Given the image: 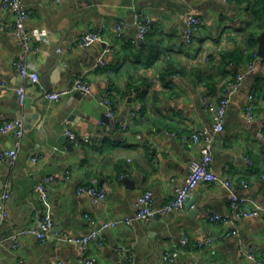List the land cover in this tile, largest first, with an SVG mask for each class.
<instances>
[{
    "label": "crops",
    "instance_id": "obj_1",
    "mask_svg": "<svg viewBox=\"0 0 264 264\" xmlns=\"http://www.w3.org/2000/svg\"><path fill=\"white\" fill-rule=\"evenodd\" d=\"M22 1L29 11L28 27L48 37L30 56L39 79L53 65L51 51L59 45L61 64L51 90L85 79L92 91L72 90L49 100L42 86L23 78L13 65L23 52L11 31L14 14L0 0V79L11 86L0 92V116L25 124L17 160L0 162V194H11L9 216L0 228V264H79L82 246L62 237L86 233L90 224L85 214L98 222L134 216L135 201L145 190L153 192L155 208L165 204L187 176L191 160L200 157L201 143L191 134L205 127L214 137L211 169L231 179L237 194L264 206V61L256 60L255 70L243 79L221 132L212 130L214 114L204 103L205 95L217 102L225 81L246 69L248 60L233 62L225 75L219 53L242 42L256 0ZM135 12L149 15L151 24L147 38L134 44ZM190 14L200 16L203 24L193 42L186 43ZM120 21L126 24L122 39ZM89 30L100 37L86 46L76 44ZM170 61L179 67L163 80ZM195 67L212 74V86L192 72ZM20 85L26 89L24 105L15 90ZM104 95L111 101L112 117L101 101ZM67 128L78 134L93 132L96 139L74 144ZM14 142L12 133L0 134V150ZM47 175L55 181L47 185L49 196L43 199L37 185ZM94 178L107 194L97 203L78 191ZM242 180L247 188L240 185ZM189 197L192 204L187 201L183 210L159 213L155 224L153 216L106 230L86 254L95 258L94 264H254L244 253L251 246L264 249V211L222 225L210 219L230 210V193L222 184L201 183ZM44 215L57 227L45 242L32 233L14 237L37 227ZM232 228L237 233L227 235ZM173 251L179 252L177 260L166 261L164 255Z\"/></svg>",
    "mask_w": 264,
    "mask_h": 264
},
{
    "label": "built area",
    "instance_id": "obj_2",
    "mask_svg": "<svg viewBox=\"0 0 264 264\" xmlns=\"http://www.w3.org/2000/svg\"><path fill=\"white\" fill-rule=\"evenodd\" d=\"M54 2L60 4L63 0H54ZM4 8L10 9L14 14V23L12 26V33L15 38L20 42L23 48V52L20 57L14 60L13 65L17 72L25 79L35 83L39 81V73L37 69L30 62V56L34 53H38L41 50L40 43L48 41L47 35L39 30H31L28 27L27 20L29 18V11L22 0H2ZM134 24L136 26V35L130 38L132 43L144 41L147 38L149 32L151 19L149 15L143 14V12L134 13ZM203 24L202 19L197 14H190L187 17L184 40L186 43H192L196 34L200 31ZM126 24L120 21L117 24L118 36L122 39L125 37ZM100 37L99 32L89 30L79 37L76 44L86 46L90 42ZM261 58L257 56L248 62L246 69L237 73L234 79L225 81L222 86L221 95L217 102L212 101L208 95L204 96V103L208 108H211L214 114L213 128L216 133L221 132L225 127L226 112L230 102L235 94L241 87L242 81L245 76L255 70L256 60ZM101 63H104L103 61ZM174 76H177L174 74ZM11 88L9 82L0 79V92L5 89ZM18 94L19 103L25 104L26 89L24 85L15 87ZM72 90L81 91L85 94H91V84L85 79H77L70 87H65L57 90H50L45 93V97L49 100H59L61 96L69 93ZM250 102L247 109H252L253 95H249ZM101 101L107 106V117H112L113 109L111 101L107 95H104ZM25 124L21 119L5 120L0 116V134L12 133L15 136V142L12 147L8 149L0 150V162H14L18 157V148L21 144V140L24 136ZM66 134L69 140L74 144L81 142L92 143L96 139V134L90 132L88 134H78L71 128H67ZM191 139L194 142L201 143L200 157L191 160L188 166V174L180 186H178L173 196L165 204L159 208L154 207V195L151 190H145L141 193L135 201L136 212L132 217H117L104 219L97 221L89 214H85L86 221L90 224L88 231L82 235L69 236L64 235L62 240L72 243H78L82 246L84 255L78 260L79 264H94L95 258L91 255H87L89 244L93 240L101 242L103 234L110 228H115L120 225L130 226L135 220H149L155 213H168L173 211L183 210L187 202L188 197L194 191V189L201 183L217 182L222 184L230 193V210L225 214H214L210 216L212 221L218 222L222 225L231 224L233 219L241 217L257 216L264 211V206L258 204L253 198L249 196H242L236 193L234 182L225 177L216 174L210 167L213 161V142L214 137L209 128H203L202 130L193 132ZM35 159V157H33ZM246 161L248 157L245 158ZM68 172V171H67ZM55 181L53 175H47L38 185L37 189L43 199H47L49 192L47 185ZM240 185L247 188L248 184L245 180L240 182ZM79 192H87L90 195L92 202L97 203L105 200L107 194L104 188L97 185V179H92L87 185H80L78 187ZM11 194L5 191L0 194V228L9 216V200ZM53 226V219L49 215H44L39 221L38 225L32 229H24L23 231L16 233L14 237H18L20 233H32L36 235L41 242H45L48 238L49 231ZM237 229L232 228L226 232L227 235L236 234ZM210 238L205 241L198 242L199 246L208 243ZM189 239L185 237L183 244H187ZM17 243L14 245L16 246ZM256 246H251L245 253V257L252 260L254 264H264V249L257 250ZM179 257L178 251L167 252L164 255V259L168 262H175Z\"/></svg>",
    "mask_w": 264,
    "mask_h": 264
},
{
    "label": "trees",
    "instance_id": "obj_3",
    "mask_svg": "<svg viewBox=\"0 0 264 264\" xmlns=\"http://www.w3.org/2000/svg\"><path fill=\"white\" fill-rule=\"evenodd\" d=\"M250 9L251 22L249 23V27L246 28L242 42L237 44L235 48L226 49L219 53L220 60L218 65L225 70V75L233 68L230 63L240 64L245 60L249 62L257 56L258 36L264 30V0H256L250 6ZM210 58H213V56H210ZM177 67L179 65L170 61L163 70L161 78L164 80L166 77L172 75ZM194 69L192 71L193 73H198L201 79L207 80L208 85L212 86V83H209L212 80V74L210 72L206 75L201 67H195Z\"/></svg>",
    "mask_w": 264,
    "mask_h": 264
},
{
    "label": "water",
    "instance_id": "obj_4",
    "mask_svg": "<svg viewBox=\"0 0 264 264\" xmlns=\"http://www.w3.org/2000/svg\"><path fill=\"white\" fill-rule=\"evenodd\" d=\"M60 49L61 48H60L59 45L58 46H55L52 49L51 53H52V55L54 57V63H53V65L50 67V69L47 72H45L40 77V79H39L38 82H35V84L37 86H39V87L42 86L45 89L46 92H48V91L51 90V88H52L51 80H54L55 79L54 75H55V73L58 72V66L61 64L62 53L60 52ZM257 54L259 56H261L262 58H264V32H262L258 36ZM79 93H81V92H79ZM11 186H12V184H9L8 185V187H11ZM13 194H14V197L15 198L18 197L17 190L16 189L13 190ZM189 200H190V197H188L187 201L190 202V204H192V202H193L194 199L191 198V200L190 201ZM159 216H160L159 212L155 213V215L153 217V221H152L151 224H155L156 221L158 220ZM55 230H57V227L52 228L51 231H55Z\"/></svg>",
    "mask_w": 264,
    "mask_h": 264
}]
</instances>
